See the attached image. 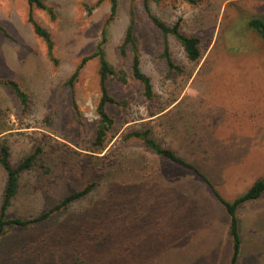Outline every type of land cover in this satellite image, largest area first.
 I'll return each instance as SVG.
<instances>
[{"label":"rangeland","instance_id":"374dc122","mask_svg":"<svg viewBox=\"0 0 264 264\" xmlns=\"http://www.w3.org/2000/svg\"><path fill=\"white\" fill-rule=\"evenodd\" d=\"M41 1L54 19L27 0H0V26L11 36L0 33V78L17 81L26 98L23 108L11 88L0 86V147L9 148L13 168L41 150V167L22 173L21 193L6 217L33 218L85 185H99L43 223L8 229L0 264H179L172 260L176 248L180 260L184 254L201 264H229L231 246L206 186L190 170L123 137L149 129L157 143L203 171L227 201L264 177V41L249 25L264 21V0H149L154 16L169 26L178 22L183 35L200 40V57L191 62L167 37L181 69L171 76L162 35L146 18L142 0H118L109 22V0ZM131 14L151 101L131 77L132 50L119 53ZM30 16L49 32L56 62ZM103 33L106 60L127 74V84L107 81L109 95L125 105H107L114 126L105 149L92 153L98 60L79 71L72 90L67 81ZM167 107L161 117H149ZM6 177L0 165V206ZM239 218L244 234L236 264H264V195L241 207Z\"/></svg>","mask_w":264,"mask_h":264},{"label":"trees","instance_id":"16d2710c","mask_svg":"<svg viewBox=\"0 0 264 264\" xmlns=\"http://www.w3.org/2000/svg\"><path fill=\"white\" fill-rule=\"evenodd\" d=\"M159 2L160 0H154ZM189 4H196L197 0H182ZM27 2L31 4H35L37 7L41 8L42 10L46 11L52 19H54L53 10L50 6L44 4L41 0H27ZM100 3L97 2V4ZM110 3V16L107 22H109L112 17L116 14L118 0H109ZM142 7L143 12L146 18L151 22V24L160 31L162 35V57L165 61L167 74L171 76L173 73L179 74L181 69L174 63L170 56L169 47L167 43V37L169 35L173 36L175 40L180 44L183 49V52L186 58L191 61H197L200 57V50H199V38L193 36H185L179 30V23L176 22L174 25L169 26L154 16L149 7V0H142ZM29 22L32 25L34 34L39 37L43 43L46 45L47 54L51 61L56 60L52 57V48L53 43L50 37L49 32L44 29L41 25L37 24L32 17H29ZM134 17L131 14L129 25L126 29L125 35L123 37L122 43L119 46V53L121 55L126 54V48L129 47L132 52V61L130 66L131 77L132 79L137 82L142 89V94L144 98L148 101H151L154 98L152 85L148 76H146L140 66V58L137 51V46L135 43V36L133 33L134 28ZM249 25L253 28H256L257 32L259 33L261 39L264 41V21L261 19H251L249 21ZM0 33L5 37L11 36L9 35L6 30L0 26ZM104 44H105V37L104 33L100 41L94 48V51L88 55H85L81 58L80 62L78 63L77 67L73 71L72 75L69 77L67 81V85L73 89V83L76 80L79 71L92 59H97L99 62V89H100V98L98 104L96 106V114L98 117L97 125L95 129L94 138L92 141V153H100L106 147L107 143V136L108 133L112 130L114 126V119L108 114L106 107L107 105L114 104L116 106L123 107L125 105L124 102H118L114 98L109 95L107 89V81L109 78L115 79L119 84L126 85L127 84V74L123 70H116L114 69L106 60L105 52H104ZM0 86L2 87H9L15 93L16 97L18 98L20 104L23 108L26 107V98L25 94L20 90L18 82L12 79L0 78ZM73 108L76 109V105L73 102ZM166 108H161L160 111L157 113H161ZM155 112H151L149 117L155 116ZM124 140L133 139L140 142L143 147L149 151H151L155 156L169 161L173 164L179 165L185 169L190 170L194 173L197 178L208 188L211 195L218 201L226 210L229 219H230V227H229V234L231 236L232 244H233V253L231 257L230 264H236L239 252H240V236L238 232V219L236 217L237 209L240 205L255 201L260 199L264 195V177L257 179L248 189L236 197L232 201L225 200L219 193L218 189L212 183V181L208 178V176L203 173L195 164L190 163L183 159L182 157L178 156L176 152L169 148L161 146L157 143L154 139L150 137L149 129L143 131H132L123 137ZM40 148H37L33 153L26 156L15 168H13L9 162V148L5 145L0 147V165L6 172V183L4 187V192L2 195V202L0 206V241L1 238L7 233L8 229H12L14 227H18L21 229H28L32 225L40 224L47 221L52 215L55 213L61 212L66 210L68 206L72 203L79 202L86 198L95 187H98L99 183L92 182L87 185L83 189L74 191L65 197H63L58 203L51 206L44 212L34 216L33 218L22 219V218H13L7 219V211L12 206V202L17 199L19 194L21 193V176L23 172L31 171L36 169V167H41L40 164ZM100 157V156H98ZM115 165H112L116 168L120 165L118 160L117 163L114 162ZM96 214L92 215L93 218ZM73 264H89L87 261L82 259H77L73 262Z\"/></svg>","mask_w":264,"mask_h":264},{"label":"crops","instance_id":"0c3cea01","mask_svg":"<svg viewBox=\"0 0 264 264\" xmlns=\"http://www.w3.org/2000/svg\"><path fill=\"white\" fill-rule=\"evenodd\" d=\"M7 79V78H6ZM168 109H170V107H167L163 112H161V113H157L155 116H156V118H158V117H161L162 115H164L167 111H168ZM154 116V117H155ZM207 188V187H206ZM208 189V188H207ZM208 192H209V194L211 195V193H210V191L208 190ZM212 196V195H211ZM212 198H213V201H214V203L212 204L213 205V207L214 208H216L218 211V223H219V225H221V227H222V230H223V233H225L226 232V235H227V239H228V243H230V246H231V256H230V260H229V264H230V261H231V257H232V253H233V244H232V240H231V236H230V234H229V227H230V219H229V216H228V214H227V212H226V210L224 209V207L218 202V201H216L215 200V198L212 196ZM250 202H252V201H250ZM247 203H249V202H246V203H244V204H242V205H240L239 206V208L237 209V212H236V217H237V219H238V232H239V236H240V241H241V243H242V235L244 234L243 233V229H244V226L242 225V223H241V219L239 218V210L241 209V207H243L244 205H246ZM189 216H190V214H189ZM188 216V217H189ZM188 224H191V223H187V224H185V229H187V225ZM240 243V249H241V244ZM180 248H176V249H174V250H172L171 251V253H172V260H176V261H178L179 262V264H201V260L198 262V260L199 259H192V257H188V256H186V255H184V254H182V256H181V260H180V257H179V254H180ZM239 254H240V252H239ZM239 256V255H238ZM238 259V258H237ZM217 264H218V262H216ZM236 263H237V261H236Z\"/></svg>","mask_w":264,"mask_h":264}]
</instances>
